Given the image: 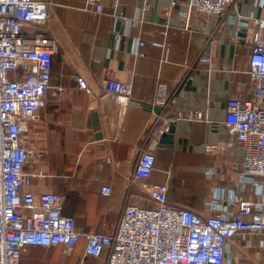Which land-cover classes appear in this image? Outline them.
<instances>
[{"label": "crops", "instance_id": "obj_1", "mask_svg": "<svg viewBox=\"0 0 264 264\" xmlns=\"http://www.w3.org/2000/svg\"><path fill=\"white\" fill-rule=\"evenodd\" d=\"M49 1L43 31L58 50L49 94L27 123L26 143L40 159L24 167L26 189L61 194L62 214L74 220L77 231L112 234L129 200L154 206L133 175L140 153L152 146L156 163L149 182L167 183L171 204L202 216L217 205L231 216L237 211L229 204L232 193L264 201L250 185L235 190L242 151L224 124L227 100L248 98L253 86L248 73L252 44L232 42L233 32L243 34L244 21L253 28L264 6L233 0L217 20L190 12L187 0H119L116 8L113 0H103L100 14L86 0ZM204 56L210 57L211 69L201 61ZM76 75L86 81L88 93L78 89ZM109 79L131 85L127 106L104 94L103 82ZM158 94L168 107L155 104ZM188 111L201 112L203 120L169 123L155 145L154 126L143 137L155 112ZM107 157L123 161L118 171L106 164ZM103 186L111 187V195L101 194ZM85 243L80 239L70 253L62 245L26 247L21 260L105 264L106 252L87 256ZM240 243L234 238L228 244L231 256L239 254Z\"/></svg>", "mask_w": 264, "mask_h": 264}, {"label": "built area", "instance_id": "obj_2", "mask_svg": "<svg viewBox=\"0 0 264 264\" xmlns=\"http://www.w3.org/2000/svg\"><path fill=\"white\" fill-rule=\"evenodd\" d=\"M102 1L86 0V4L100 14ZM231 1L187 0V7L218 20ZM255 2L264 6V0ZM118 3L113 0L115 8ZM49 5V0H0V264H27L21 252L30 246L62 245L70 253L80 239L87 242L85 255L99 257L106 252L105 264H264V201L232 193L229 204L236 205L237 211L231 216L217 205L202 216L171 204L168 184L149 182L156 162L147 151L140 153L133 175L141 180V189L154 206H126L112 234L77 231L74 220L62 214L61 194L26 189L24 167L40 159V152L26 143L27 123L38 116L49 94L53 56L58 50L43 31ZM252 22L255 30L244 21L243 34L238 29L231 38L252 44L248 62L252 93L245 99L227 100L224 124L242 151L235 190L250 185L256 195H264V16ZM201 61L211 69L209 56ZM74 80L79 90L89 92L82 77L76 75ZM102 87L117 104L127 106L130 84L109 79ZM61 92L62 87L58 88ZM157 96L155 104L168 107L162 94ZM179 120L201 121L203 114L157 116L154 129ZM207 150L212 151L211 147ZM105 162L118 171L123 161L107 157ZM111 192L110 186L101 188L102 195ZM234 238L241 242V255L236 257L227 250Z\"/></svg>", "mask_w": 264, "mask_h": 264}, {"label": "water", "instance_id": "obj_3", "mask_svg": "<svg viewBox=\"0 0 264 264\" xmlns=\"http://www.w3.org/2000/svg\"><path fill=\"white\" fill-rule=\"evenodd\" d=\"M155 113H156V114H154L155 117L152 119V121H150L147 124V126L145 128V133H144V136L143 137L146 136L148 130H151L150 129L151 126L153 127L155 125V122L154 121H155L156 117L159 116V113L158 114H157V112H155ZM166 128L167 127L164 124H161L160 127L154 132V134H153V140H152V145L157 144L161 140V138L167 133L168 130ZM151 147L152 146H150V148H148V150H145V151H147L149 153H153V150H152ZM128 205H131V206H139L138 204H135L131 200H129V204Z\"/></svg>", "mask_w": 264, "mask_h": 264}, {"label": "rangeland", "instance_id": "obj_4", "mask_svg": "<svg viewBox=\"0 0 264 264\" xmlns=\"http://www.w3.org/2000/svg\"><path fill=\"white\" fill-rule=\"evenodd\" d=\"M241 254L239 253V256H240Z\"/></svg>", "mask_w": 264, "mask_h": 264}]
</instances>
